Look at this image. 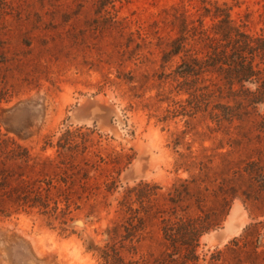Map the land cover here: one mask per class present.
<instances>
[{
    "label": "rangeland",
    "instance_id": "obj_1",
    "mask_svg": "<svg viewBox=\"0 0 264 264\" xmlns=\"http://www.w3.org/2000/svg\"><path fill=\"white\" fill-rule=\"evenodd\" d=\"M216 7L264 36V0H0V264H264V137L193 98L222 84L179 74L197 36L165 56Z\"/></svg>",
    "mask_w": 264,
    "mask_h": 264
},
{
    "label": "trees",
    "instance_id": "obj_2",
    "mask_svg": "<svg viewBox=\"0 0 264 264\" xmlns=\"http://www.w3.org/2000/svg\"><path fill=\"white\" fill-rule=\"evenodd\" d=\"M203 10L209 12L207 8L203 7ZM213 18L216 22L207 30L202 29L200 19L197 20L198 26H192L193 21L187 22L186 17L181 15L179 36L171 42L165 56H175L179 53L187 56L191 49L186 48L185 34L197 36L204 55L202 57L193 55L189 57V61L183 60L179 74L182 77L192 75L199 78L204 73H212L222 84H212L211 87L214 88L212 90L208 89L209 86H204L202 90L206 92L198 96L193 94V98L197 101V97L208 98L216 92L219 98H223L225 94L234 105L217 104L221 111L220 116L228 122L234 119L240 123L251 120L257 133L256 138L260 139L264 137V36H252L240 26H236L229 17L228 9L216 7ZM72 184L73 180L69 181L63 191L66 204L59 212L62 219L70 213L69 193ZM2 196L18 207H38L43 213L51 212V215L57 210V202L52 201L49 191L41 194L39 188H35L33 181L30 180H20L17 187L4 192ZM50 201L53 203L51 207ZM0 211H3L2 208ZM205 231L207 228H201L199 234ZM199 234H193L195 243L198 242Z\"/></svg>",
    "mask_w": 264,
    "mask_h": 264
},
{
    "label": "bare ground",
    "instance_id": "obj_3",
    "mask_svg": "<svg viewBox=\"0 0 264 264\" xmlns=\"http://www.w3.org/2000/svg\"><path fill=\"white\" fill-rule=\"evenodd\" d=\"M89 121V120H88Z\"/></svg>",
    "mask_w": 264,
    "mask_h": 264
}]
</instances>
